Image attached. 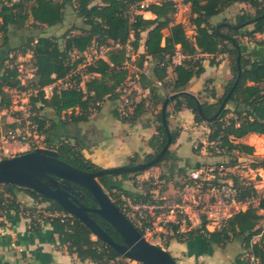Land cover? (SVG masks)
<instances>
[{
	"label": "trees",
	"instance_id": "1",
	"mask_svg": "<svg viewBox=\"0 0 264 264\" xmlns=\"http://www.w3.org/2000/svg\"><path fill=\"white\" fill-rule=\"evenodd\" d=\"M72 0H0V45L8 41V28L13 26L16 30H34L39 26H54L63 21L64 7L71 4ZM78 0L76 16L81 18L87 26L79 34H71L72 29L67 30L60 36H39L30 35L24 47L19 51L32 54L35 78L31 82L34 87L42 88L57 78L64 77L74 66L82 60L79 57L73 64L70 60V53L84 52L92 41L99 44L110 46L106 52V59H100L94 64L86 67V72L95 74L84 81L85 92L81 90H64L55 93L50 99L42 98V91L31 99L33 106L36 102L41 103V107L52 108L53 113L60 119V114L72 109L69 116L70 123L86 122L91 114L89 109L99 111L105 99L116 100L119 97L118 88L122 85L129 71L122 67L125 60L129 59L125 44H129L133 51H137L141 45L142 33H146L144 39V51L137 56V64L142 68L143 62L147 57H151L154 65L151 75L144 72L138 74L139 86L148 89L151 99L157 106L156 113V134L148 140V145L153 148L155 153L146 154L147 160L152 158L163 146L166 141V134L161 124V105L168 96H161L157 82L167 88L166 78L168 68L171 67L175 75L172 81L171 94L185 90L186 84L193 77H199L205 68L202 64L205 56H216L225 53L230 59L231 78L224 86L222 95L209 103L202 100L201 111L198 110L196 101L189 93H180L168 102L173 104V111H179L182 107L188 108L194 115V121L199 124L206 122L208 127L207 149L218 155L229 154H248L254 151L251 145L242 143L239 139L250 133L264 135V60L251 59L244 55L240 48L238 34L245 27V23L255 19L252 28L245 31L246 36L255 34L264 35V0H182L183 4H188L190 8V23L194 26V35L189 37L182 23H175L172 16L176 13V7L171 0L159 3H150L143 11H149L155 17L144 18L140 13H130V8L140 10V3L143 0ZM240 2L248 4L253 8L254 14L243 12L236 16L234 24L219 21L212 24L211 19L219 15L225 8L233 3ZM258 17V18H257ZM28 22V24H27ZM240 25V26H238ZM167 29L165 35L163 30ZM63 39V47H60L59 40ZM121 47H114L115 44ZM264 47V41L259 43ZM179 45V53L183 56L179 63L173 62V56L177 52L176 46ZM239 56V60L237 61ZM210 65L217 64L214 58L209 60ZM239 75L237 84L233 89L227 103L232 104V111L224 107L218 115L211 117L218 111L219 106L233 83ZM19 70L15 65L8 63L0 75V106L7 108L11 99L5 92V88L25 89L18 79ZM129 94L130 106L132 105L131 95ZM213 92L211 93V96ZM198 98V96H197ZM199 99V98H198ZM99 102V105L96 103ZM226 103V104H227ZM143 101L134 103V107L128 117H120L115 109L114 116L122 122H132L136 115L141 112ZM78 112L75 113L74 109ZM39 110V108H38ZM231 113L230 117L225 116ZM170 113L166 110V121L169 124ZM38 129L45 133L47 141H53L50 136L51 126L44 129L46 117L36 115ZM57 121L55 127H64L69 123L66 119ZM57 125V126H56ZM65 134H58L59 142L56 151L59 158L73 167L83 171H96L99 166L84 158L77 143H71L68 139L75 136L65 129ZM49 133V134H48ZM171 144L178 136V130H170ZM77 140L78 137L76 138ZM171 155L168 148L165 158ZM135 156L130 157V164H134ZM236 159L230 161L229 165L236 164ZM256 168L264 169V163H257ZM128 173L120 174L122 177ZM113 175H104L98 178V182L104 191L111 198L113 191L129 194L122 186V182L114 179ZM234 184L239 190L238 201L245 202L248 199H255L256 204H249L246 209L239 210L227 218L221 228L206 235L201 233L205 230L206 220L201 217V226L188 233H177L172 235L178 240H185L192 236L196 231L198 235L208 241L224 247L233 240L243 243L245 249H250L251 256L258 259V264H264V236L254 243L251 239L258 235L262 226L260 222L264 220V215L259 211H264V196H258L256 189L252 185H240L234 179ZM7 192L13 193L14 189H23L28 195L38 203H47V209H56L65 213L53 217H43L38 215L31 219L30 229L33 232L40 226V222H47L54 226L60 235L61 242L65 245L69 254L83 260H90L97 264H129L116 250L105 244L99 238H93V234L78 219L68 215L64 209L49 197L39 194L31 189L21 188L15 185L0 184ZM85 205L90 207L97 206L95 200L89 192L84 190ZM0 195L2 206L0 210L20 212V204L13 198L8 201ZM117 206L118 202L111 198ZM5 201V202H4ZM24 209H30L22 205ZM34 211L33 209H30ZM106 230L111 237L121 243L119 234L104 220L95 213H89ZM175 229V227H174ZM167 245V243H166ZM241 263L240 260H237Z\"/></svg>",
	"mask_w": 264,
	"mask_h": 264
},
{
	"label": "crops",
	"instance_id": "2",
	"mask_svg": "<svg viewBox=\"0 0 264 264\" xmlns=\"http://www.w3.org/2000/svg\"><path fill=\"white\" fill-rule=\"evenodd\" d=\"M236 4L239 7L245 5V3L240 2L233 3L220 14L229 12L232 6ZM179 6L189 7L188 4L185 5L180 1L175 6L176 11ZM145 14H150L148 17L152 15L149 11L141 12L143 17ZM217 16H214L212 19H215ZM55 26L59 25L50 27L43 25L34 30H16L13 26H9L8 41L6 44L0 45V75L4 67L8 64L5 61L8 60L9 55L12 52H19L18 49L27 43L30 35L34 37L36 35L37 37H48ZM144 39L145 37L141 40L139 53L144 51ZM179 47L177 45V52L173 56L174 63H179L183 58L179 53ZM22 55L20 52L18 57L21 58ZM224 55L226 54L220 53L216 56H205L202 61L205 71L199 77L191 78L186 84L184 91L197 96L199 92H202L205 79H211L212 86H214L215 90L213 91V95L208 96L205 100L209 103L214 102L216 97L222 93V81L228 79L229 71L227 68H224L226 62V58H223ZM212 58H214L217 64H209V60ZM132 60L133 58L127 68L128 71L131 67ZM144 62L145 64H149L150 68L144 67L142 70L138 68L135 71L133 81L127 83L130 80L129 76L125 80V84H127L130 93L132 90L134 91L135 95L132 94L131 96L132 101L135 104L141 100L143 101L141 112L135 116L132 122H122L114 116V112H109L107 107L103 109V105L93 117L88 118V121L78 123L69 122L64 125L67 128L66 131L72 127L78 129L77 132H73L76 135H70L68 140L72 144L73 142H78L77 144L84 158L100 168L130 164V157L137 156L138 158H142L144 155L153 152V148L148 145V140L157 133L156 113L158 105L156 106L154 104V100L151 99V94L148 89L139 86L138 74L144 72L148 76L151 75L153 68H151V64L154 61L151 57H147ZM168 69L167 72L169 75L167 78L171 77L174 80L175 75L171 67ZM219 72L222 74L223 79H219ZM156 85L159 88V94L164 96L163 91L165 88L159 82ZM115 101L118 103L117 100ZM133 107L134 105H131V111ZM173 114L179 123V133L169 149L171 150V157L175 160L178 167L191 169V176H195V173L201 170L198 162H206L204 160H222L220 159L222 155L215 153L212 155L210 152L211 155L208 156L206 152V150L209 151L207 146H203L201 150L193 149L196 138H200L201 142L206 145L208 142L204 137H199L198 127L195 126L197 123L194 121V115L190 109L182 107L179 111H173ZM60 119L64 120L63 117H60ZM7 121H11L9 116H7ZM203 128L202 133L207 138L209 130L206 127ZM57 135H53L52 140L57 141ZM252 135L259 136V134L250 133L239 139V141L250 145L247 143L246 137L248 138ZM77 137L79 140L76 139ZM95 137L101 139L95 141L93 140ZM17 154L20 153H15L7 157H12ZM29 198L32 199L30 195ZM259 213L264 215V211L262 210ZM30 224V219L21 212L0 210V264H97L88 259L81 261L75 254H69L65 245L61 242L60 235L51 224L40 222V226L36 232L30 229ZM166 243L165 249L175 258L177 264H240L237 261V256L245 251L242 244L237 240L228 242L224 247H219L201 235H198L196 231L190 238L185 240H178L172 234L170 236L168 235Z\"/></svg>",
	"mask_w": 264,
	"mask_h": 264
},
{
	"label": "rangeland",
	"instance_id": "3",
	"mask_svg": "<svg viewBox=\"0 0 264 264\" xmlns=\"http://www.w3.org/2000/svg\"><path fill=\"white\" fill-rule=\"evenodd\" d=\"M55 1V0H52ZM165 0H143L142 2H144V8L147 7L148 4L150 3H159ZM94 2H99V0H95ZM77 5H78V0H72L71 4H68L64 7V17H63V21L58 24L59 26H55L53 28V30L48 31L50 32V36H60L62 35L64 32H66L69 29H72L71 34H79L83 31L84 28H86L87 26L84 24L83 20L79 17L76 16V10H77ZM140 10L135 9V6H132V8H130V13H135L138 14L141 12H143V8H139ZM145 12V11H144ZM243 12H247V13H251L252 15L254 14L253 8H251L248 4H245L244 6L239 7L237 4L234 6H232V8L229 10V12H224L223 14L218 15L215 19H212L211 22L212 24H215L219 21H225L231 24H234L237 19L236 16L240 13ZM144 14V13H142ZM150 14H145L144 18H154L155 16L152 14L150 17H148ZM173 21L175 23H182L184 28H185V32L189 37H192L195 33L194 31V26L190 23V8L189 7H185V6H179L177 8L176 13L172 16ZM28 24V22H27ZM252 28V24H246L245 27H243L241 29V33L238 34V39L240 41V48L241 51L244 53V55L248 56L251 59H258V60H264V47L261 46L259 43L264 41V35L263 34H255L254 36H246L245 31H248ZM163 33L166 35L167 34V29L163 30ZM37 37V35L35 36ZM145 37V32L142 33V39ZM94 42L96 41H92L90 46L87 47V49L82 52V53H77V52H73L72 55H80L84 57V54H90L92 51V45L94 44ZM60 43V47H63V39L59 40ZM26 45V44H25ZM24 45V46H25ZM23 46V47H24ZM131 50H129V56L133 58L132 63H131V67L129 69V78L130 80L127 81H133L134 80V74L136 69H140L142 70L144 67L150 68L149 64H145V62H143L142 64V68H140L137 64V56L139 54V49L135 52L132 50L131 46H129ZM177 48V46H176ZM20 49V48H19ZM18 49V50H19ZM20 54L19 52H12L10 55L12 56V60L10 58V64L11 65H15L18 70H19V76L20 78L23 80V87H25V89L23 90H19V89H15V88H5V92L8 94V96L10 97V99H20L21 98V92H25L26 96H29V99L31 101L32 98L36 97V94H30L32 88H34L33 85H31V82L33 81V79L35 78L34 76L32 77L33 73H34V65H33V59H32V54L31 52H27L26 54H23L21 58L18 57V55ZM70 55V56H72ZM13 56H15L13 58ZM105 58H106V54H105ZM223 58H226V62H225V67L227 68L229 73H228V79L231 78L232 74L230 72V59L229 56L226 54L223 56ZM209 60V59H208ZM6 63H9V59L7 61H5ZM151 62V61H150ZM153 64H151V68L154 65V62H152ZM147 65V66H146ZM86 67H83L81 69V71H85ZM169 70V69H168ZM95 75V74H93ZM169 75V74H168ZM223 76L222 74H220L219 72V79H221ZM223 79V78H222ZM228 79H224L222 81V93L224 91V86L226 84V82L228 81ZM172 78L168 77L166 78V83H168L167 88L163 91L164 96L165 95H170L171 91H172ZM129 88H131V86H129ZM16 90V91H15ZM214 86H212L211 83V79H205V83L202 89V92H199L197 95L199 98V101L201 102L202 100L204 101L205 98H208V96L211 95V93L214 91ZM132 94H134V91H131ZM222 93H220L216 98L220 97L222 95ZM29 94V95H28ZM131 94V95H132ZM135 95V94H134ZM134 101L132 102V106L134 105ZM118 103H116L115 100L112 99H105L102 102L101 107L103 106V109H106V107L109 109V112H114ZM116 105V106H115ZM159 106V105H158ZM225 107L229 108L230 111H232V104L227 103L225 105ZM39 108V110H38ZM4 109V107L0 106V113L1 111ZM166 110L170 113L169 115V124H168V128L169 130H178V120H176L174 114H173V104H169L166 107ZM76 110H74L75 112ZM90 111V115L89 117H93L94 114L97 113V111H94V109H89ZM33 112L37 115V117L41 116L43 117V115L46 117V124L44 126V129L50 127L51 125V131L50 136L53 137V135L55 134H65V129H67L65 127H55V123H57V121H61L59 120V118L57 116H55V114L52 111V108L47 107V106H43L41 107V103L38 101L36 102L35 106L33 107ZM68 114H70L69 110L67 111ZM66 112V113H67ZM65 112H62L60 114V117H63L64 119H66L69 122V115L68 114H64ZM77 113V112H75ZM7 116L6 114H3L1 116V121L2 123H6L7 121ZM231 113H228L226 117H230ZM57 126V125H56ZM195 126L198 127V135L199 137H204V139L207 141V138H205V134L202 133L203 131V127H207L206 122H202L199 124H196ZM77 128L76 127H72L69 130H67V132L69 131V133H73V132H77ZM48 133V134H49ZM45 134V133H44ZM101 138L99 137H95L93 138V140L98 141ZM246 141L247 143H249L250 145H252L254 151L251 155L248 154H225L222 155V160H212V161H208V160H204L206 162H198V166L201 167V170L203 172H196L195 176H191V169H187L185 167H178L177 163L175 162V160L171 157L172 155H170L168 158L163 159L161 162L147 168L144 171H140V172H136V173H128L127 176L122 177L121 175L118 176H114V179L121 181L122 182V186L123 188L129 193L128 195H134V196H138L140 197L142 194L146 193V187H143L142 189H139L138 185L140 183V180H138L137 177L139 176H144V177H148V178H152L153 176H159L160 178H162L165 182V185L162 187V192H164V195L166 196V204L168 205H174V204H178L180 197L183 194L184 191V185L186 183H189V188L186 192L187 197L189 199V201L192 200H196L198 201V203H200L198 206L191 204L192 206V211H197V213L200 215L201 212L200 211H206V204L209 205V202H211L213 200V197L211 195V193L209 192H205L204 190L200 191L198 187H200L202 185V183H204V179L209 177V175L213 174L214 177H216V181L215 183H220L222 184L224 181L226 180H231L234 182V179L237 180L238 184L240 185H252L255 189L256 192L258 194V196H264V169L262 168H256V164L257 163H264V135H252L250 137H246ZM49 143H55L58 145V141H48ZM74 143V142H73ZM171 146V145H170ZM169 146V147H170ZM203 146H207L205 143H202L200 138H196L195 142H194V146L193 149H197V150H201L203 148ZM208 156L209 155H213L214 153H212V151H207ZM211 152V154H210ZM155 153V151L153 150V154ZM233 159H236V164L234 165H229L230 161H233ZM147 158L144 155L142 158H138L136 156L135 158V163H140V162H144L146 161ZM216 161V162H214ZM221 161V162H219ZM222 166V168H220ZM219 168L221 170H219ZM208 169V170H207ZM195 177V178H193ZM195 181V182H194ZM198 185V186H197ZM114 194H111V198H113L114 200H117V191H113ZM3 193H9L6 191V189L0 185V195H2ZM12 196V199L14 198L18 203H20L21 205L28 207L30 209H33L34 211H41V207L40 205H37L36 200L35 199H31L29 198V195L26 193L25 190L23 189H14L13 193H9ZM121 194H125V193H121ZM201 197L200 199H198V197ZM3 197V196H2ZM1 198V197H0ZM5 202V201H4ZM118 202V201H117ZM256 204L255 199H248L247 201H245L244 203L242 202L238 207H230L228 209L227 212H230L231 214L239 211V210H244L247 208V206L249 204ZM2 206V201L0 202V207ZM260 225L262 227H264V220L260 222ZM198 228V227H197ZM171 230L170 228H167L166 230V234H165V240L167 239V236L171 235ZM264 236V233L261 235H254L251 239V242L254 243L256 241H259L261 237ZM93 238L95 239L96 237L93 236ZM164 248L166 247V245H163ZM242 247H243V243H242ZM243 249L245 250L244 252H242L241 254H239L237 257V260H240L242 264H253L251 262V254H250V249L247 248L245 249L243 247ZM177 262V261H176ZM236 262V261H235ZM240 263V264H241Z\"/></svg>",
	"mask_w": 264,
	"mask_h": 264
},
{
	"label": "built area",
	"instance_id": "4",
	"mask_svg": "<svg viewBox=\"0 0 264 264\" xmlns=\"http://www.w3.org/2000/svg\"><path fill=\"white\" fill-rule=\"evenodd\" d=\"M174 6L177 2L182 0H171ZM140 8H144V2L140 3ZM114 47L120 48V44H115ZM127 49V55L129 56V44L124 46ZM110 46L99 44L94 42L92 45V51L90 54L85 53L84 57L80 55H72L70 53V60L73 64L79 57L82 60L77 63L64 77L57 78L50 84L38 88H32L30 94L38 95L39 91H42V98L50 99L55 93H60L64 90H81L85 92L84 81L92 77L93 74L81 71L85 66L94 64L100 59H106L105 54L109 50ZM12 56L9 55V63ZM131 57L125 60L122 64L123 68H128ZM174 60V58H173ZM20 84L23 85V80L18 76ZM16 91V90H15ZM119 97L116 99L118 105L116 111L120 117H128L131 113L130 91L127 88L125 82L118 88ZM29 95V94H28ZM99 105V102L96 103ZM33 103L30 101L29 96L26 93L21 92L20 99H11L9 107L4 108L1 111V115L6 114L11 118V121L2 123L0 120V157H7L15 153H24L36 148H45L56 150L57 144L49 143L45 134L38 129V122L36 120V114L33 112ZM70 112L72 109H68ZM67 110V111H68ZM75 112L78 109L75 108ZM66 111V112H67ZM69 112V113H70ZM68 113V112H67ZM1 119V117H0ZM17 145V146H15ZM222 168V166L220 167ZM219 168V170H221ZM208 170V169H207ZM203 172L202 170L199 171ZM140 180L138 185L139 189L146 187V193L140 197L128 194L117 193L118 204L120 210L126 216V218L138 229L146 241L151 244L164 248L166 245L165 234L167 228H170L171 234L188 233L193 229H197L201 226V217L204 216L206 220L205 230H201V233L206 235L207 232L214 231L222 227L228 217L232 214L227 212L232 206L238 207L241 202L238 201L239 190L231 180H226L222 184L215 183L216 177L213 174L204 179V183L199 188L200 191L211 193L213 200L206 204V211H200L202 215L199 216L197 211H192L191 204L198 206L200 203L196 200L189 201L187 197V190L189 183L184 185V191L179 199L178 204L168 205L166 204V196L162 192V187L165 182L159 176H153L151 179L144 176L137 177ZM195 178V177H193ZM195 182V181H194ZM198 186V185H197ZM4 199L10 201L12 196L9 193H3ZM201 197L199 196L198 199ZM42 208L41 211H31L30 209H24L20 204L21 213L30 219L37 217L39 214L43 217H53L61 214L65 216V213L59 212L56 209H47V203H38ZM175 227V229H174ZM264 233V227H262L259 235ZM165 249V248H164ZM129 264H138L135 261L126 259ZM253 264H258V259L251 257Z\"/></svg>",
	"mask_w": 264,
	"mask_h": 264
},
{
	"label": "water",
	"instance_id": "5",
	"mask_svg": "<svg viewBox=\"0 0 264 264\" xmlns=\"http://www.w3.org/2000/svg\"><path fill=\"white\" fill-rule=\"evenodd\" d=\"M254 20L252 19L245 24H250ZM238 78L239 75L211 119L215 118L225 107ZM180 93L188 92L181 91L170 94L161 105V124L166 134V141L152 158L140 163L100 168L88 172L61 160L56 150L36 148L12 157H0V184L31 189L49 197L57 202L68 215L78 219L88 227L96 238L112 247L125 259L135 261L138 264H177L169 251L145 240L142 233L134 227L104 191L98 182V178L104 175L144 171L164 159L166 151L171 145V133L166 121V107L168 102ZM189 94L196 101L198 110L201 111V103L197 96ZM83 190L91 194L97 206L85 205L82 201L85 198ZM89 213H95L107 222L119 234L122 242H116L94 218L89 216Z\"/></svg>",
	"mask_w": 264,
	"mask_h": 264
},
{
	"label": "flooded vegetation",
	"instance_id": "6",
	"mask_svg": "<svg viewBox=\"0 0 264 264\" xmlns=\"http://www.w3.org/2000/svg\"><path fill=\"white\" fill-rule=\"evenodd\" d=\"M83 192H84V190H83ZM84 200H85V198L82 201L84 202Z\"/></svg>",
	"mask_w": 264,
	"mask_h": 264
}]
</instances>
